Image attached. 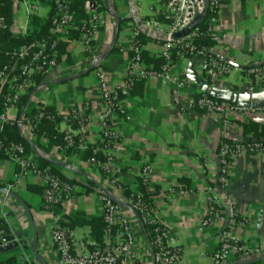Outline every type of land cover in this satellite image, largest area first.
Returning a JSON list of instances; mask_svg holds the SVG:
<instances>
[{
    "label": "crops",
    "instance_id": "obj_1",
    "mask_svg": "<svg viewBox=\"0 0 264 264\" xmlns=\"http://www.w3.org/2000/svg\"><path fill=\"white\" fill-rule=\"evenodd\" d=\"M167 1H86L93 4L99 22L94 51L86 54L80 38L68 43L69 57L60 56L57 68L41 79L21 112H32L42 106L52 111L55 120L49 121L51 124L39 136L26 123L20 126L22 136L35 147L37 155L73 183L74 192L63 204L45 207L41 198L43 179L37 175L17 179L16 164L0 158V222L6 226L0 233V264L8 259H14L16 264H58L57 253L49 241L56 225L72 235L74 252L90 250V243L102 236L103 195L117 203L129 221L140 257L136 264H151L145 232L129 207L131 197L140 192L139 175L145 166L150 168L149 187L154 192L152 213L175 238L182 254L181 264H212L217 231L202 225L208 198L221 210H226L229 203L233 206L237 225L232 232L241 243L263 246L264 153L235 158L229 182L222 188L218 184L217 147L222 138L242 143L254 140L251 134L243 132L242 126L249 121L264 125V114L234 115L223 126L206 111L183 107L202 94L225 102L264 104V79L258 80L249 94L244 74L248 65L264 64L263 1L218 0L210 55L231 64L229 73L211 80L202 69L203 58L180 57L172 64L169 75L183 81V87L157 78L133 82L129 95L122 98L124 113L115 114L111 120V131L117 137L110 147L113 160L107 170L99 167L105 160L99 123L105 104L98 92L95 73L102 72L113 90L125 83L128 48L134 32L139 33L148 57H160L162 34L169 24L165 16ZM4 4L11 11V33L24 36L29 15L21 1L0 0V10ZM49 11V6L42 3L30 16L45 18ZM84 11L88 19L90 12L86 6ZM0 22L4 23L1 14ZM145 65L153 67L152 63ZM71 110L87 116L84 131L77 123L63 121L62 115ZM18 114L16 106L8 116ZM68 132L74 140L71 148L66 147ZM51 135L55 144H49ZM170 188L174 189L172 194L168 193ZM6 231L15 237V242L22 243L16 248L2 249L10 244L2 241ZM34 236L35 252L31 250Z\"/></svg>",
    "mask_w": 264,
    "mask_h": 264
},
{
    "label": "built area",
    "instance_id": "obj_2",
    "mask_svg": "<svg viewBox=\"0 0 264 264\" xmlns=\"http://www.w3.org/2000/svg\"><path fill=\"white\" fill-rule=\"evenodd\" d=\"M27 15L37 12L43 2L52 0H20ZM54 16L51 19L50 33L65 34L67 30L75 29L74 13L70 10V5L75 0H53ZM263 1L264 0H257ZM86 8L90 12L87 20L81 21L83 33L80 36L86 54L94 51V36L99 27L98 19L93 9V4L86 2ZM218 0H168L166 3L165 16L169 20L168 28L163 35V45L160 57L165 60V64L160 70L147 67L142 55L143 46L139 40V33H133V41L128 48L129 59L125 75V83L113 90L106 81L105 75L96 71L98 80V92L105 104L104 113L99 117L101 127L102 144L101 151L104 153V163L99 164L103 170L108 169V165L113 160V152L110 147L116 140V135L111 131L110 124L115 114H123L122 98L129 95V91L135 80L148 78L163 79L183 87L184 82L172 78L169 75L171 69V50H175L176 57L203 58L202 69L206 76L211 80H216L231 71V64L222 61L218 56L210 55L211 47L197 48L191 45L193 38L197 36L212 38L215 36V21L219 12ZM206 12L214 14L207 20V27L204 32L198 33L196 30L182 35L185 28L196 18L202 19ZM216 14V16H215ZM4 27L0 22V29ZM56 40L36 41L32 46L35 51L28 60L18 63L14 61L4 66L0 72V85L7 84L2 97L3 112L0 114V124L11 122L22 126L23 123L35 128L42 119L54 121L56 116L49 114L44 107L37 106L35 112H27L22 118L9 117V111L16 107L19 97L26 89L33 84L36 75L45 76L57 68L58 51ZM27 53V47H23L18 54L21 59ZM16 70V74L11 77L9 72ZM244 74L247 78L248 93L254 90L258 80L264 79V64L248 65ZM177 103L178 100L176 101ZM185 109L197 108L214 116L215 121L223 126L230 122L234 115L248 114L250 116L264 114V104L256 106L220 101L204 94L183 105ZM63 121L67 123L79 124L80 130L84 131L88 118L82 116L77 110H71L62 115ZM2 125H0V131ZM66 147L74 145L73 137L70 132L65 137ZM111 144V145H110ZM96 152L97 150H93ZM0 153L5 159L16 164L18 171L15 178H25L28 175H37L43 179V190L41 198L45 207L61 205L70 199L74 192V184L68 180H63L55 174H50L48 170L38 169L37 163L25 154L21 144L5 142L0 138ZM264 153V140H252L248 143L230 142L222 138L217 147V155L220 162L218 174V184L222 188L229 182L230 170L233 161L238 156L250 154L258 156ZM150 168L145 166L141 169L139 177L150 191L149 185ZM174 189L168 190L172 194ZM102 219L104 228L102 231L101 242L93 241L90 243L91 249H82L79 253L73 250L72 235L64 228L56 225L50 234L49 241L55 249L58 257V264H136L140 257L135 247V237L129 221L123 215L121 207L113 202L108 196L103 195ZM129 207L133 217L143 228L151 227L149 239L145 233L150 248L151 264H181V250L170 230L163 225L152 213V208L144 201L143 193L137 192L129 200ZM202 225L206 228L213 227L217 231V246L211 253L212 264H234L241 261L255 259L264 256V244L261 247H250L240 242L232 229L237 225V214L233 206L229 203L226 210L219 209L214 200L208 198L207 208ZM145 232V231H144ZM264 264V260H263Z\"/></svg>",
    "mask_w": 264,
    "mask_h": 264
},
{
    "label": "trees",
    "instance_id": "obj_3",
    "mask_svg": "<svg viewBox=\"0 0 264 264\" xmlns=\"http://www.w3.org/2000/svg\"><path fill=\"white\" fill-rule=\"evenodd\" d=\"M86 1L88 0H75L70 5V10H72L74 13L75 29L67 30L65 34H55V35L50 33L51 19L54 16V10H53L54 1L53 0L48 1V2H43V3H46L50 8V11L47 17L40 18L36 15L29 16L28 28L24 36L14 35L11 33L10 28H9L12 24L11 11L7 8L9 5L4 4L2 6V9L0 10V14L3 16V19H4V23H3L4 27L0 29V72L2 71L4 66H7V65L10 66V64L14 61H17L18 63H20V62L28 60L31 54L35 51V48L32 45L36 41H40V40H56L57 42L56 49L58 51L57 62L59 61L60 56L64 55L66 58H68L69 57V52H68L69 44L68 43L73 40L79 39L81 34L83 33V29H82L83 25L82 23H80L81 22L80 19L86 18L87 20V16L84 11V6H85ZM210 16H214V14H211L210 12H206L205 16L199 21H197L196 25L191 31L196 30L198 33L204 32L207 27L206 20ZM118 21L120 22L122 21V19H119ZM182 35H185V33H183ZM139 40H140V37H139ZM213 44H214V40L212 38H207V37H202V36H197L193 38L191 41V45L197 48L211 47ZM23 47H27V53L21 59H18V54L21 52ZM174 52L175 50H171V55H172L171 63L172 64L178 59V57H176ZM142 55L146 63L153 64V68L155 70H160L161 67L165 64V60L162 57L150 58L147 56L146 53H144V51H142ZM14 74H16V70L9 72L8 77L13 76ZM43 77L44 76L42 75H36L33 80L35 85H30L26 89V91L23 94H21V96L19 97L18 103L16 105L19 110V114L17 118H22L24 116L25 113L24 112L21 113L23 110V107L25 106L31 93L35 90L37 86H39L40 81ZM6 87H7V84L0 85V114L3 112L2 97L5 92ZM44 110L48 112L49 114H52L51 110L45 109V108ZM33 112H35V110H33L31 113ZM49 124L51 123H49L47 119H42L40 123H37L35 125V128H32V131H34L36 135L39 136L42 130L45 127H48ZM73 124H75V122ZM0 125H2V130L0 131L1 139H3L5 142H14L17 144H21L24 149L25 154L27 156L29 155L37 163L38 169L48 170L50 174H55L61 179L66 180L56 173V171L53 169V165L50 162H48L47 160L37 155L35 151V147L22 136L19 124L7 122V123H3ZM242 127H243V132L245 134H251L255 140H264V125H261L254 121H249L243 124ZM53 136L58 140L61 139L57 135H53ZM48 137H49L48 138L49 144L56 143V141L51 138L52 135ZM0 158H4V156L1 153H0ZM87 183L89 185L93 184L90 178H87ZM138 187H139V191L143 193L144 201L147 204L151 205V200H152L151 198H152V195H154V192L147 191L146 186L142 183L141 178L139 179ZM101 221H102L101 222L102 227L104 228V222H103L102 217H101ZM5 230H6V226L2 222H0V233L4 232ZM151 230H152L151 227L150 228L144 227V231L147 235V239H149L150 237ZM101 240H102V236L97 242H101ZM250 260L252 261L246 264H263L264 257L258 261L256 260L253 261V259H250ZM2 264H16V263L14 259H8Z\"/></svg>",
    "mask_w": 264,
    "mask_h": 264
},
{
    "label": "water",
    "instance_id": "obj_4",
    "mask_svg": "<svg viewBox=\"0 0 264 264\" xmlns=\"http://www.w3.org/2000/svg\"><path fill=\"white\" fill-rule=\"evenodd\" d=\"M200 20V17H196L186 28H185V30L182 32V34L183 33H185V34H187V33H189L193 28H194V26L196 25V23H197V21H199ZM17 238V237H16ZM18 238H20V237H18ZM18 238H17V240H18ZM15 237L14 236H12V235H10L9 234V232L8 231H6L5 233H4V235H3V237H2V241L4 242V243H10V244H8L7 246H5V247H3L2 249H6L7 247H17L18 246V244H21L22 242H20L19 240V242L17 241V242H15ZM35 245H36V236H34V238H33V242L31 243V250L33 251V252H35ZM27 249V247H24V250H26ZM36 257H38V255L36 254ZM264 256H262V257H259V258H256V259H253V261L254 260H256V261H258V260H261L262 258H263ZM39 258V257H38ZM250 261H252V260H246V261H241V262H237V263H235V264H246V263H248V262H250Z\"/></svg>",
    "mask_w": 264,
    "mask_h": 264
}]
</instances>
